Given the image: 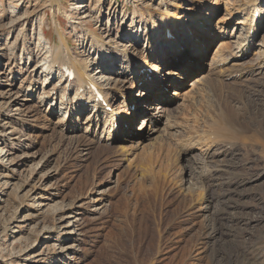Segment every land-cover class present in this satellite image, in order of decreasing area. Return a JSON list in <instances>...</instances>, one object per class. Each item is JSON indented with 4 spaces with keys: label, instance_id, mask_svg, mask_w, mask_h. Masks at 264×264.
I'll list each match as a JSON object with an SVG mask.
<instances>
[{
    "label": "rangeland",
    "instance_id": "obj_1",
    "mask_svg": "<svg viewBox=\"0 0 264 264\" xmlns=\"http://www.w3.org/2000/svg\"><path fill=\"white\" fill-rule=\"evenodd\" d=\"M253 1L0 0V264H264V94L260 107H244L246 114L240 120L245 130L239 132V137L247 141H237V152L232 155L233 160L230 158L239 163L233 174L242 175L243 181L229 203L216 199L218 202L214 200L208 207L209 215L224 208L227 216H233L228 223L231 228H220L194 252L193 243L213 217L207 218L197 205L206 195L201 182L210 167L207 168L202 155L205 149L196 144L190 152L184 151L186 154L179 151L182 156L174 163L175 150L191 135L186 103L170 97L172 87H168L169 100H164V104L160 95H164L166 88L153 93L144 103L135 102L142 82L134 78V72L126 71L127 65L113 53L124 50L130 56L128 62L153 58L157 45L146 34L149 32L150 38H154V24L161 28L160 35L165 26L166 37L174 40L173 35L179 36L177 29L181 27L173 23V17H181V22H185L181 24L188 21L190 30L197 32L200 26L192 19L195 12L205 13L202 15L208 26L204 29L211 42L199 58L190 47L193 40L186 36L188 29L182 35L186 48H181L185 45L180 44L178 37L179 46L176 41L172 45L159 43L167 61L163 68L171 77L168 84L177 78L175 70L191 61L194 66L180 78L181 91L191 89L193 79L210 70L207 85L219 81L221 98L228 97L237 106L239 91L264 84V70L259 74L252 71L256 73L251 76L241 75L264 63V23L251 35L253 46L247 54L242 56L239 52L245 28L242 23L258 20L260 11H264V0H259L255 8L246 7ZM227 8L231 12L227 13ZM236 8H245L246 14L236 17ZM134 13L139 18L133 19ZM133 28L136 29L132 31ZM41 32L51 44H58V33L65 37L74 61L86 74L101 68L96 80L114 97L117 106L124 109L135 102L137 109L141 108V114L133 119L134 106L127 108L132 113V126H123V136L125 128H130V135L121 137L126 141L114 143V135L121 130L113 126L108 134L110 140L102 145L106 151L96 150L101 146L99 141L87 150L77 146L76 136L105 141L108 135L102 134L104 120L97 129L91 126L87 131L86 117L92 115L91 107L79 115L77 125L72 123L75 115L68 118L60 108L64 85L59 82L57 69L61 64L55 66L57 72L49 78L45 73L39 75L45 63V50L38 42ZM26 49L31 53V61L26 59ZM174 50L176 59L170 57ZM26 60L31 68L41 66L37 74L31 75L30 67L25 72ZM109 60H113L112 66ZM144 70L139 77L144 78ZM59 72L63 74L60 69ZM11 74L16 81L10 88ZM31 78L48 81L43 86L35 85L33 93L27 88L21 95L20 88L34 85L30 84ZM142 81L151 83V78ZM74 84L77 87L78 82ZM53 86L52 96L44 100L43 92L47 94ZM84 93L90 96L85 89ZM209 94L212 98L206 105L224 102L212 92ZM74 96L75 88L66 91L69 102ZM162 106L167 108L159 113L160 122L156 118L149 121L146 115L156 116V108ZM146 121L144 132L149 137L139 140L136 131ZM207 121L208 116L204 115L200 121L202 128ZM124 146L127 148L121 151ZM218 149L214 146L213 151ZM163 183L171 186L159 197L156 189ZM180 185L187 190L195 188L187 194L179 189Z\"/></svg>",
    "mask_w": 264,
    "mask_h": 264
},
{
    "label": "bare ground",
    "instance_id": "obj_2",
    "mask_svg": "<svg viewBox=\"0 0 264 264\" xmlns=\"http://www.w3.org/2000/svg\"><path fill=\"white\" fill-rule=\"evenodd\" d=\"M258 1L259 0H254L252 3L250 2V5L248 3V5L246 7H248V6L252 7L253 6L255 8V6L257 4H260V3H257ZM244 9L236 8L233 13H235V16L238 17V15L246 14L245 12H243ZM248 10H247V12H248ZM225 11L227 13L231 12L229 8L225 9ZM252 11L254 13H256L255 10H252ZM260 12H261V14L258 17L259 18L258 20H252V21L249 20V22H245L246 24L244 22L242 23L243 28L245 27L244 28V36L241 38V40L243 39L242 40L243 46L239 51L242 56L246 55L248 50L250 49V47L253 46L252 43H250L251 35L254 33V31H256V30L258 31L259 27L262 26V23H264V21H262V19L264 17L263 9ZM202 14L207 15L205 13H202ZM202 14L200 12H195L196 17L194 19H192L194 22H197L200 26V29L197 32H193L190 30L191 27H188V26H191V23H188V21L186 22V24H181V23H185V22H181V20H180L181 17L175 16L172 18L173 23L174 24L178 23L177 24L178 27L179 26L181 27L180 29H177L178 34L175 33V35L176 34L179 35L177 37L179 38L181 45L186 44V41L182 40V35H186L185 32L187 31V29L189 31H191L190 34H189V31H187L188 33L186 36L190 40H193L191 42L192 44L190 47L192 48L193 52H196L198 58H199V56H202V51L205 49V47H208L210 42H211L210 37H209V32L205 31V29H204V28L207 29L208 25H206L205 22H207L208 20L206 17H203ZM135 16H136V14L134 13L133 19L135 18ZM136 18H139V17H136ZM203 23L205 24L204 26H203ZM236 24H238V22ZM78 25H79V23H78ZM154 26H155V24L153 25L154 38L151 39L149 32L147 34L145 32L146 38L150 39V40H154L155 44L157 45V48H156L157 54L156 55L150 54L152 57L154 56L153 58H151L150 56H147L140 61H138V59H137V60H132V61L128 62V57H130V56L128 53H125L124 50H122L121 52H113V53L117 54V58H121V60L124 61V63L127 65L125 67L126 71H129L130 73L134 72V78L136 77L139 79L140 82H142L143 86L140 87L141 88L140 95L136 99H133V100H135V102L137 101L139 103L140 102L144 103L145 100L148 97L152 96L153 93L158 92L160 90H164L166 88L163 92L164 95H162V96L160 95V98H161L160 100L164 104V100H167L169 98V95L167 94L168 93L167 92L168 87H172V88H174V91H173V93H170V97L171 96L173 98L178 97V99H181L182 101H184V103H186L187 107H185V113H187L191 116V121H192V122L190 121L191 135H189L188 139H186V141L181 144V147L179 150H175V152H174L175 153L174 154V156H175L174 163L180 159L179 156H182V154L179 151H183V153H185L184 151L190 152L192 150V146H195L197 144L200 147H203L205 149L204 153L202 155H203L204 160L206 162L207 168L210 166L208 169L209 174L204 177L203 181H201L205 187L204 191L206 192V195L204 196V198L201 201L198 202L197 205L199 207L201 206L198 209L199 212L202 211L204 215H207L206 216L207 218L209 216H213V217H210L208 219L209 222L207 224H205L202 228L203 231L201 232V236L198 237V239L193 243V245L191 247L192 251L194 250V252H196L200 248L201 245H205L208 241H210L211 238L213 237V233H215L217 231L219 232L220 228H222V229L225 227L231 228L230 226H228V223L233 221V218H232L233 216H231V217L227 216V214L224 211V208L223 209L221 208L222 209L221 211H217V213L215 212L213 215H209L208 214V207H209V204L211 202H213L214 200L217 201L216 199H220L218 201H223L224 203H229L230 200L235 195V188H238L237 185L239 183H242V181H243V179L241 177L242 175L239 177V176H236L235 174H233V171L234 172L238 171L239 167L237 168V166L239 165V163L234 162L236 159L234 161H232L233 159L231 157L235 152H237V148L235 147L236 142L240 141L241 142L240 144H244L247 141V138H243L241 135L239 137V132H243L245 130L244 122L240 120L241 117L244 119V114H246V112H245L246 110H244V107H247V108H250V107L258 108V107H260V105H261L260 100L264 94V84L263 85H256L257 87L256 86H248L246 91H244V92H243V90L239 91V93L236 94V101L238 102L237 106L232 105L228 101V97L227 98L224 97V99L221 98L223 92H222V90L218 91V86L220 85L219 81H213L211 84L207 85L206 79L210 75L209 74L210 70L202 73L201 77H197V78L193 79V81H192L193 84H191V86H190V88L192 87L191 89L186 90V91H181L182 85L179 82H182V81L180 80V78H184L188 74V70L190 71L192 69V67L194 66V63H192L190 61L188 64L183 65L182 68L180 66L178 69H176L175 71L177 74H174V75H176L177 78L175 77L176 79H173L171 81V83L168 84L171 77H170V79L168 78L169 73L165 72V70L163 68V66L166 67L167 61L163 59V57H165V54L163 53V47L161 45H159V43L164 44V45H169V44L172 45V42L176 41L178 46H179V43H178L177 37L174 35H173L174 40H170L166 37V35H165L166 32L163 31L165 29V26L161 30V32H162L161 35L159 33L161 28L159 29L157 26H155V27ZM166 28H168V27H166ZM135 29L136 28H133L132 31H134ZM40 30L42 31V26H40ZM136 34H138V33L136 32ZM141 34H143V33H141ZM65 39H66L65 37L63 38V36L60 33H58V40H57L58 44L57 43L51 44L50 42H48L46 40V37H45V35H43L42 32H41V34H38L39 46H41V48L45 50L43 53L45 55L43 58L45 63H44V65H42L43 70L40 72L39 75L45 73V74H47V78H49L48 75H51L53 72L58 71L57 74L59 75V79H60L59 82L62 83V85H64L62 87L63 93H61L59 106H60V108L63 109L64 112H66L68 114V118H71V115L72 116L75 115L73 117L74 122H72V123L77 125L78 121L80 119L79 115L82 114L83 111H85L87 109V107H91L90 111H91L92 115H88L86 117V120L88 121L86 124L87 131L89 130V127H91V126H92V128L97 129V126L100 124V122L102 120H104V128H103L102 134L108 135V134H110L112 127L116 123L117 129L118 130L120 129L121 131L117 132L114 135V143L117 141H121V140L126 141L125 139H122L121 137L127 138L130 135V131H128L130 128H127V129L125 128V130H127V131L123 132V134L126 136H123L121 134L122 131L124 130L123 126L124 125L127 127L132 126L130 121H129L131 119V118L129 119V117H130V115L132 116V113L130 112V110H127V108H130L131 106H134V108H135V113L132 116V119L136 118L139 114H141V112L139 111V110H141V108H138L139 109L138 110L137 107L134 105L135 102L131 103L128 106H125L124 109L117 106L115 104L116 101L114 100V97H110V94H107L105 92L103 85L99 84L96 80V76H97V74H99L101 72V68L98 67L97 70H94V73L92 71V72H90V74H86V72H83L82 69L79 67V65L76 63V61H74V59H73V57L69 51L68 43ZM165 40H166V42H165ZM98 42L99 41L96 42V45ZM102 43L104 45V42H102ZM148 44L151 45V42H149ZM23 46L24 45H22V47ZM113 46L118 47L116 44H114ZM164 48H165V46H164ZM181 48H186V45L181 46ZM181 48L177 49V52H179L181 50ZM98 49H99V52H102V49L100 47H98ZM25 51H26L25 52L26 59L31 61V59H30L31 53L29 52L28 49H26ZM172 54L173 55H171L170 57L172 59H176L175 58L176 57V51L175 50L172 51ZM66 55H67V58H66ZM108 63H109V65L112 66V63H114V62H113V60H109ZM57 64L58 65L61 64V65L56 71L55 66ZM143 65H145V66L142 67ZM23 67L25 69V72H28L29 71L28 67H30L31 75L37 74V71L39 69H41V66H39L38 64H36L33 68H31L30 62L28 61V63H27V60H26V63L23 64ZM143 68L145 70L141 76H143L144 78H141L139 76H140V71ZM146 68H151V72H149V70H146ZM59 69L62 71L63 74H61L59 72ZM156 69H159V71H156ZM263 70H264V63L261 65H258L254 69L250 68L246 72H243L241 75H242V77H244L245 74L248 76H251V75H254L256 72L258 74L262 73ZM95 71H96V73H95ZM252 71H256V72L254 73ZM70 72H72V74H70ZM91 73H93V74H91ZM1 74H4V73H1ZM44 77L46 78V76H44ZM147 78H151V83H145V82L143 83L142 79H147ZM10 79H11L10 80L11 83H9L8 85L11 88L13 86L14 81H16V79L13 78L12 74L10 76ZM5 80H7V79H5ZM7 81H9V80H7ZM47 81L48 80H44L41 78L36 79V80H33L31 78L30 84L34 83V85H32V87L27 86L24 89L20 88V93H21V95H24V93H26L27 88H31L30 92L33 93L35 90V87H34L35 85H42L43 86ZM74 81L78 82L77 87L75 86ZM49 84H51V82ZM240 86H242V85H240ZM54 88H55V86L50 88L47 91V94L45 93V91L43 92L44 93V100H47L50 97V94L52 96V92L54 91ZM72 88H75V96L73 98V101L69 102L67 100V97H65L66 91L71 92ZM84 89L88 91L90 96H88L87 94L84 93ZM6 92L9 93L10 89H8ZM209 92H212L213 96L217 95L218 98L223 99L224 102H222V103L216 102V105H214V106H213V104L206 105L207 103L210 102V98H212V96H211V94H209ZM163 93H161V94H163ZM9 94H6V98H8V99H9ZM156 94H158V93H156ZM98 96H101L100 101L97 100ZM44 102L45 101H42V103H44ZM211 102H213V101H211ZM239 103L241 104V106L239 105ZM165 108H167V107H165ZM165 108L163 106L160 108L157 107L156 108V110H157L156 116H154V117L149 115V114L146 116L148 117L149 121L152 118H156L155 121L160 122L161 114H159V113L163 112ZM191 110L192 111L194 110V113H192ZM251 110H250V112H251ZM248 112H249V109H248ZM123 114H125L126 117H123ZM255 114L256 113H254V115ZM204 115L208 116V121L206 122V125L204 124L205 126H203V128H202V125H200V121L203 119ZM259 115H260V113H259ZM157 117H159V118H157ZM184 125H186V124H184ZM144 126H145V128H143ZM147 126H148V122L144 125H143V123L140 124L138 130L136 131V132H139V135H138V137L140 138L139 140H144V139L149 137V134L144 132ZM166 126L168 127V129L172 128V125H166ZM166 126H165V128H166ZM72 127H74V126H72ZM173 129H174V127H173ZM105 131H107V132L105 133ZM155 132L157 133L158 130ZM106 136H105V138H106ZM158 136L162 137L160 132H158ZM185 136H187V135H185ZM101 137H102V135H101ZM109 137H110V135L107 136V139L105 141H100V140L92 141V140H90L91 137H88L86 139L85 137L76 136L75 140H76L77 146L81 147L84 150H87L88 147H91L92 145L94 147V145L97 144L96 142H98V141L102 142L101 146H98L96 148V150L106 151V149L104 147H102V145L107 143L108 139L110 140ZM117 143H115V144H117ZM231 143L234 146H232ZM214 146L215 147L218 146L219 149L216 151H213ZM129 147H131V146H129ZM126 148L127 147H125V146L120 147V150L124 151ZM117 149H119V147H117ZM123 153H125V152H123ZM218 157L221 158V160H217ZM136 159L137 158H135V160ZM135 164H137V163L135 162ZM155 175H157V174H155ZM165 176H167V174ZM224 176H228V177L225 178ZM196 181H198V180H196ZM250 181H251V178H250ZM167 185L165 183H163L157 187L156 191H157V195L159 197L163 192H165L166 190H168L170 188L171 185L170 184H167ZM197 185H198V183H197ZM182 186L183 185H180V187H179L180 190L184 189V188H182ZM194 188H195V186H194ZM194 188L190 187V188H188V190L184 189L182 192H187V194H188V193H191V191ZM200 190H201V188H200ZM190 195H192V194H190ZM187 213H188V211L186 212V214ZM188 216H192V213L188 214ZM214 216H216L217 219H213ZM223 218H225V220ZM213 223H214V225H213ZM207 228H208V230H207ZM209 232H212V234H209Z\"/></svg>",
    "mask_w": 264,
    "mask_h": 264
},
{
    "label": "snow or ice",
    "instance_id": "obj_3",
    "mask_svg": "<svg viewBox=\"0 0 264 264\" xmlns=\"http://www.w3.org/2000/svg\"><path fill=\"white\" fill-rule=\"evenodd\" d=\"M156 71H159V69H156Z\"/></svg>",
    "mask_w": 264,
    "mask_h": 264
}]
</instances>
